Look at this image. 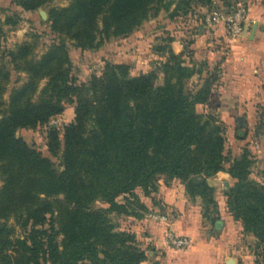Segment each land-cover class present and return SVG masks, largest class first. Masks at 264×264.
<instances>
[{
    "label": "trees",
    "instance_id": "obj_1",
    "mask_svg": "<svg viewBox=\"0 0 264 264\" xmlns=\"http://www.w3.org/2000/svg\"><path fill=\"white\" fill-rule=\"evenodd\" d=\"M49 1L12 3L24 11H36ZM192 2L207 10L221 2V8L230 12L237 0ZM162 3L72 0L68 6L50 8L51 30L60 37L41 56H31L33 46L28 42L4 52L0 63V264H144L149 254L138 235L119 229L110 213L133 216L130 205L140 203L135 189L141 187L145 195L156 193L162 174L181 179L190 197L204 200V214L210 215L214 189L207 179L225 171L230 178L229 212L245 233L264 244V184L250 178L249 151L228 161L225 128L211 115L197 111L198 105L209 101L219 81L217 66L205 61L188 63L184 54L161 42L154 52L165 59L146 73L132 76L126 63L107 64L102 75L82 83L73 73L66 39L85 50L101 47L110 37L127 38L157 16ZM180 8L177 3L176 12ZM17 20L18 15H8L5 24L15 25ZM203 72L201 85H193L194 75L203 76ZM13 73H25L26 80L16 83L5 99ZM159 75L162 83L157 82ZM43 79L47 81L39 90ZM73 99L75 118L63 133L55 126L47 129V149L61 156L60 168L16 136V131L47 124ZM12 217L14 225L8 223Z\"/></svg>",
    "mask_w": 264,
    "mask_h": 264
},
{
    "label": "rangeland",
    "instance_id": "obj_2",
    "mask_svg": "<svg viewBox=\"0 0 264 264\" xmlns=\"http://www.w3.org/2000/svg\"><path fill=\"white\" fill-rule=\"evenodd\" d=\"M71 1L72 0H50L36 11H24L21 7L12 4L11 0H0V63L4 52L7 49L15 48L17 44L23 42L30 43L31 46H33L31 56L39 57L52 43L58 42L60 36L51 30L49 10L53 6H68ZM177 3L181 4L180 12H176ZM162 5L163 8L158 15L145 21L135 31L136 34L133 33L131 36L127 37L128 39L110 37L104 39L101 47L85 50L76 47L72 40L66 39L69 55L73 63V73L78 78V82H87L94 75H102L107 64H129L130 74L132 76L138 75L139 73H146L151 69L153 70L157 64H159V60H154L156 58H154L152 52H154V48L160 45L164 39L169 37V35L165 37L163 32L172 33L176 30L182 31L188 29V27L195 29L197 25L203 23V18L208 11L206 8L203 9L200 6H196L192 0H163ZM222 5L221 2H217L210 10L223 9L221 8ZM15 14L19 17L17 23L15 25H6V17ZM167 25L171 28L166 29ZM129 47H131V49H129ZM205 74L206 72H203V76H199L198 74L194 75L191 83L195 86L201 85L203 82L201 78H204ZM25 80V73H13L9 91L5 94L4 98L9 99L10 89L16 83L22 84ZM46 81V79L40 81L39 90L45 85ZM157 82L162 83V75H159ZM38 94L39 91L36 96ZM199 107L200 105L197 106V111L199 113L206 117L211 115L216 121V124L225 128L227 136V160L232 161L235 158H240L245 150L249 151L252 158L250 178L258 183L264 184V127H262L264 123L260 118L264 113V106H260L258 114H255V116L253 115L249 118L239 116L241 118L243 117L241 119L242 123L237 122L236 118L225 122L214 110H201ZM75 108V99L67 101L65 103L64 112L50 119V121H55L53 126L57 127L63 133L64 127L70 124L75 118ZM49 122L35 129L19 128L16 131V136L24 138L31 146L40 149L44 155L51 157L61 168V156H53L47 149V129L51 126ZM257 140L261 142V147L259 149L254 147V143ZM228 163L229 162H227L226 165H228ZM158 178V191L156 193L145 195L141 187L135 189V193L140 198L139 204L133 202V205H130V208L134 209L135 216L126 215L125 213L121 215L110 213L111 220L118 225L119 229H128L129 223L127 224V222L129 221V217L141 219L140 216L144 218L145 215L150 212L165 213L168 214V216L171 215L174 217V213L167 208V205H164L167 203L163 202L164 204H162V199L157 198V193L162 186L173 187L174 184L178 182L183 183V181L165 174L160 175ZM211 178L209 183L213 184L214 204L211 205L213 209L210 215L204 214L206 211L204 200L200 196L190 197L186 191L189 201L195 204L196 207L198 206V209L201 211V230L204 232V237L209 236L210 238L212 235L216 236L222 231V229L218 230L215 228V218L221 221L226 217H232L234 219L227 207L226 193L229 190V175L225 171H221ZM226 182H228V187ZM2 183V180H0V186ZM148 198L151 199V203ZM119 200L122 201V197H120ZM97 205L105 208L108 207V204L102 202H98ZM160 206L161 209L158 208ZM8 223L14 225V218H10ZM16 229L17 234H20V228L16 226ZM240 232L245 234L242 239L246 246V251L250 256L249 262L251 264H264V248H262L264 244L259 243V240L255 236V238H250V236H253L252 234L245 233L242 230H240ZM189 238L191 239V237ZM138 239L144 249L147 250L152 248L151 244L144 245L141 237H138ZM144 246H146V248ZM152 261H154V259L149 257V260L145 262V264H151Z\"/></svg>",
    "mask_w": 264,
    "mask_h": 264
},
{
    "label": "crops",
    "instance_id": "obj_3",
    "mask_svg": "<svg viewBox=\"0 0 264 264\" xmlns=\"http://www.w3.org/2000/svg\"><path fill=\"white\" fill-rule=\"evenodd\" d=\"M245 2L246 21L238 37H232L223 23L213 26L201 23L198 29L188 27L182 31L163 32L172 40L162 43H167L176 54H184L188 63L205 61L211 67H218L219 81L209 101L199 108L214 110L225 122L235 118L238 122L239 116H255L260 106H264V0ZM168 25L166 29L171 28ZM152 55L154 60L165 59L156 52ZM260 118L264 123V113ZM157 198L162 199V204L166 202L164 205L174 213V217L169 215L168 224L152 221L147 214L141 219L129 217L127 222V230L141 237L144 245L151 244L152 248L147 249L150 258L161 264H251L242 239L245 234L240 232L243 231L240 221L223 218L222 231L211 238L204 237L201 211L189 201L184 183L162 186ZM168 228L177 235L191 237L193 243L187 248L169 245L166 241ZM230 259L233 263H229Z\"/></svg>",
    "mask_w": 264,
    "mask_h": 264
},
{
    "label": "built area",
    "instance_id": "obj_4",
    "mask_svg": "<svg viewBox=\"0 0 264 264\" xmlns=\"http://www.w3.org/2000/svg\"><path fill=\"white\" fill-rule=\"evenodd\" d=\"M246 15L247 6L245 0H237L236 8L230 12L224 9L208 10L203 18V23L207 26L223 23L226 25L232 37H238L244 31ZM54 123L55 121L51 120L49 125L53 126ZM254 147L259 149L261 147V142L256 141ZM147 217L153 221L165 224H168L170 221V217L165 213L150 212L147 214ZM166 241L169 245L177 248H187L192 244V240L189 237L177 235L169 228L166 232Z\"/></svg>",
    "mask_w": 264,
    "mask_h": 264
},
{
    "label": "water",
    "instance_id": "obj_5",
    "mask_svg": "<svg viewBox=\"0 0 264 264\" xmlns=\"http://www.w3.org/2000/svg\"><path fill=\"white\" fill-rule=\"evenodd\" d=\"M243 118V117H242ZM241 117H238V122L239 123H242V119ZM226 185H227V187H228V182H226ZM222 226H223V221H221V220H219V221H217L216 223H215V228L216 229H222ZM229 263H233V259H230L229 260Z\"/></svg>",
    "mask_w": 264,
    "mask_h": 264
}]
</instances>
